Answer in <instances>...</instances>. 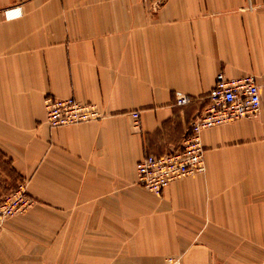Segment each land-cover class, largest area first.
<instances>
[{
	"label": "crops",
	"instance_id": "1",
	"mask_svg": "<svg viewBox=\"0 0 264 264\" xmlns=\"http://www.w3.org/2000/svg\"><path fill=\"white\" fill-rule=\"evenodd\" d=\"M218 73L256 78L258 115L204 130V171L150 193L137 163L182 147ZM46 97L104 117L52 129ZM0 157L34 201L4 222L0 264L258 261L264 0H0Z\"/></svg>",
	"mask_w": 264,
	"mask_h": 264
},
{
	"label": "built area",
	"instance_id": "2",
	"mask_svg": "<svg viewBox=\"0 0 264 264\" xmlns=\"http://www.w3.org/2000/svg\"><path fill=\"white\" fill-rule=\"evenodd\" d=\"M157 6L159 3H155L153 8ZM206 98L204 112L190 121L188 136L180 149L158 157L146 155L137 163L138 184L150 193L161 196L171 182L204 171V149L201 143L204 130L239 119L255 118L260 109V87L252 75L229 78L218 73ZM189 102L187 95L181 92L174 94L175 105L184 106ZM44 106L45 122L52 129L91 123L104 117L95 104H82L73 97H46ZM133 117L138 123L139 113H134ZM33 204L23 182L8 196L0 199V231L8 218L24 213Z\"/></svg>",
	"mask_w": 264,
	"mask_h": 264
},
{
	"label": "rangeland",
	"instance_id": "3",
	"mask_svg": "<svg viewBox=\"0 0 264 264\" xmlns=\"http://www.w3.org/2000/svg\"><path fill=\"white\" fill-rule=\"evenodd\" d=\"M11 175L9 164L0 157V199L8 196L16 189L14 180L8 178ZM26 212V211H25ZM22 214V213H21ZM259 260L258 261H244L246 264H264V244H259ZM165 264H178L173 259L168 258Z\"/></svg>",
	"mask_w": 264,
	"mask_h": 264
}]
</instances>
